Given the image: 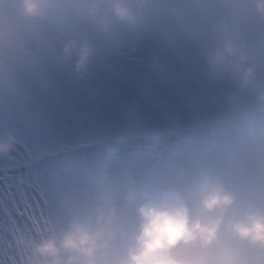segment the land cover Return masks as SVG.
<instances>
[{"label": "clouds", "instance_id": "9594fccd", "mask_svg": "<svg viewBox=\"0 0 264 264\" xmlns=\"http://www.w3.org/2000/svg\"><path fill=\"white\" fill-rule=\"evenodd\" d=\"M160 25L201 40L202 79L224 92L225 110L179 130L187 148L139 174L108 152L71 159L88 143L31 159L0 207L48 201L41 177L69 163H91L87 194L46 229L19 232L10 218L0 264H264V0H0V91L48 45L85 80L97 35ZM16 144L0 137V157Z\"/></svg>", "mask_w": 264, "mask_h": 264}, {"label": "rangeland", "instance_id": "374dc122", "mask_svg": "<svg viewBox=\"0 0 264 264\" xmlns=\"http://www.w3.org/2000/svg\"><path fill=\"white\" fill-rule=\"evenodd\" d=\"M93 46L97 55L85 80L58 48L48 45L11 90L0 91V137L10 133L17 140L11 156L0 157V198L15 192L16 177L31 159L60 146L91 144L71 159L108 152L119 157L121 168L139 174L175 155V149L187 148L188 137L175 135L179 130L199 128L227 106L224 92L202 79V44L195 35L160 25L97 35ZM91 168L83 161L45 174L41 179L49 200L36 196L29 209L5 199L0 230L10 218L19 232L46 229L51 214L68 210L87 194Z\"/></svg>", "mask_w": 264, "mask_h": 264}]
</instances>
